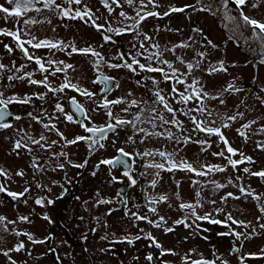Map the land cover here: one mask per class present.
<instances>
[{
  "label": "rangeland",
  "instance_id": "374dc122",
  "mask_svg": "<svg viewBox=\"0 0 264 264\" xmlns=\"http://www.w3.org/2000/svg\"><path fill=\"white\" fill-rule=\"evenodd\" d=\"M57 2L63 3L64 0H57ZM84 3L99 17L98 22L105 23L107 20L114 27L120 26L119 21L122 18L119 17V12L121 10L130 16L135 15L133 8L124 4L123 0H121L122 7L115 8L111 15L108 14L100 0H84ZM157 3L160 7L155 11L160 13L167 11L170 6L195 5L197 9L201 7L198 0H157ZM202 3L211 4L212 12L188 8L185 12L171 13L162 18H147L140 25L139 39H143V34H147L153 38L152 43H158L161 49L171 48L181 42L189 43L190 48H177L175 54L164 53L165 58L173 61L177 67L181 68V71L185 69L176 62L175 57L181 56L185 61H194L198 51L207 53L206 60L201 65L202 69L206 68L209 63L218 65L220 61L224 62L227 72L208 75L206 71L196 70L193 75L203 81L204 90L211 94H216L230 82H234L237 87L244 90L233 95L225 93V105H219L218 101H210L209 104L217 108L221 114L231 115L237 110L245 113L242 120L232 123L231 127L222 129V131L230 145L237 149L238 153L242 152L245 156H251L254 163L245 162L239 165L236 170L228 166L225 172L210 173L207 177H197L193 173L180 170L162 171L157 178L156 187L152 188L150 187V181L153 179L151 173L155 170L148 169L146 173L145 165L153 159L160 162L161 158L159 156L147 159L140 156L125 157L123 159L128 160L127 170L137 181L135 185H132L128 177L123 174L126 170L124 165L112 167L102 164L101 161L120 155L117 151L120 148L133 154L156 149L172 152L179 148L176 160H187L196 168L202 164L227 165L226 159L212 155L214 152L225 149V145L218 142L215 136L208 138L210 147H207L206 151H201V145L198 143L178 146L172 140L146 135L147 132L170 130L176 135L191 134L193 140L205 138L204 134L192 133L191 122L179 113L177 116L184 122L187 129L183 133L172 125L161 127L159 121H156L155 126L148 122L151 117L146 108L152 104L154 99L152 93L156 89L145 77L153 76L159 80V74L140 72L138 75H134L127 69H110L101 66L100 70L103 74L114 77L115 83L119 85L113 88L107 98L109 100L122 98L127 101V103L112 108L114 115L126 120H133L136 115L141 114L142 109L145 111L141 114V119L135 121V128L131 125H124L115 131H109L107 138L100 141L104 147L100 148L97 145L93 150L89 148L87 141H81L74 145L65 144L55 132H46L42 123H38L28 115L31 113L33 117H40L43 123H48L49 117H53L52 122L56 123L57 128L68 140L78 135H88L77 124L64 121L61 114L56 112L55 104L58 102L56 95L47 92V89L41 85H30L27 80L9 82L7 76L13 73L0 71V93H3V98L7 99L14 95L19 98L32 97L28 104H9L7 109L9 115L4 122L10 123L12 127L0 128V168L4 169L10 177L5 179L0 176V183H3L9 191L22 192L25 187L30 189L19 202L8 197L6 193H0V215L14 221H17L19 216H28L30 223L17 221L15 225H9V229L15 228L17 231L28 232L37 240L50 237L44 243L33 244L26 236L15 237L0 230V236L3 237V240L0 241V249L12 248L18 241L25 244V248L20 252L10 253L16 264H149L145 259L147 256L145 254H154L151 264H183V258L186 256H190L192 260L203 257L207 260H216V264H221L222 260H226L228 264H241V258L245 257L243 264H264V255L261 254L264 250V230H261L257 224L256 217L261 216L257 202L251 198H241L240 200L229 198L226 202H222L220 199L227 192L239 196L237 184L250 187L256 193H264V179L243 172L244 167H248L251 171L264 170V151L256 147L258 142L264 141V134L255 133V130L264 124V105L256 99L257 95L264 97V91H261L264 89V64L260 63V60L264 58V49L261 48L259 41L249 39L252 37L250 29L234 31L235 23L226 19L228 15L238 17L234 4L230 3L229 12L226 13L220 9L221 0H202ZM0 4H5V0H0ZM5 6L8 5L5 4ZM36 7L41 11L39 13L28 12L21 18L19 25L15 23L14 19L5 21L0 18V28L15 30L23 25V19L34 18L45 21L30 27L26 26L25 31L30 32V35L37 37L38 40L49 39L54 42L74 43L78 48L91 45L111 63L119 62L116 56L118 50L127 52L132 47L134 37L131 33L121 36L113 35L115 44L105 43L102 36L90 24L86 25L79 19H62L55 12L44 9L42 3H37ZM148 10H152L151 6ZM243 11L253 18L264 21V6L253 9L249 4L244 7ZM47 21H51V23ZM126 23H131V21ZM193 29H200L201 32H194ZM190 37L193 39H189ZM204 37L211 40L216 47L205 46ZM230 37L233 39H229ZM22 38L30 37L22 34ZM5 44L13 47L14 51L11 54L4 48ZM25 47H28L30 53L44 59L62 60L72 64L73 69H69L67 72L71 82L96 94L95 102H93L72 89H66L63 93L58 94L59 102L64 106L66 112L73 113L74 118L83 119L74 113L69 103V99L75 96L78 103L92 117L89 126L115 123L113 118L106 115L105 110L98 108V104L104 100V95L100 92L102 85L93 83L98 75L96 68L93 67L94 58L79 54L69 56L66 51L58 50H54L55 55H52L46 48L32 49L29 45H25ZM152 51L157 50L152 49ZM0 63L8 65L9 68H12L13 64L16 67L25 65L19 74L34 72L37 68L34 62L27 61L22 52L16 49L15 42H12L11 37L3 35H0ZM33 78L41 80L43 76L39 72H34ZM138 79L141 80L140 84L136 83ZM64 80V73H58L55 76L49 75V81L54 87H59L64 83ZM178 87L183 91V86ZM159 88L163 90V94L168 96L171 84L161 81ZM130 93L131 95H129ZM39 94H46L45 98L38 99ZM132 99L137 100V105L130 106ZM241 100L245 101L247 108L242 106L237 109L236 106L240 104ZM169 102L174 108L181 107L170 96ZM191 106L190 104L189 107ZM157 107L162 111V106L157 105ZM123 108H128V111H122ZM163 115L166 119H171L167 112H163ZM15 116L22 118L15 120ZM250 120H256L257 124L252 126L249 138L245 141L238 135L236 129L242 123ZM85 123L88 122L85 121ZM140 128L145 129V132H140ZM42 133L48 137L49 142L51 140L59 141L49 152L42 151L35 146L31 153L24 149L17 150L19 154L17 151H13L16 140L24 137L26 141L27 136L38 139ZM129 137L132 139L130 140ZM133 141L135 142L133 143ZM61 151L68 154L67 160L72 163L80 164L87 161L85 167H72L64 157L59 159L52 157L51 153ZM33 157L38 158L39 164L42 166L41 171H35L31 166ZM232 158L240 159V156L237 154ZM59 163L65 164L64 169L53 171V168ZM21 170L24 172L23 177L16 175V172ZM93 173L95 174L93 175ZM141 173L146 174L141 175ZM237 176L241 177L239 181H236ZM229 178L234 183L217 191H212L211 185L207 183L215 180L227 184ZM193 180H199L200 186L194 185ZM53 181L57 183L53 184ZM37 184L45 187L38 188ZM61 185L64 194L57 199L62 191ZM197 191H200L199 197L196 196ZM176 193H179L180 200L176 199ZM161 194L169 197L167 202L149 205L147 197ZM41 197L53 199L55 203L48 206L37 205L35 200ZM100 199L111 202L99 204L97 201ZM197 199L203 204L202 208H197L199 215L212 213V218L223 221L225 214L230 212L237 220L251 221L256 226L257 234L251 239L243 237L237 239L232 235H218V233L227 232L229 229L207 221H197L199 229H196L195 226L186 228L183 224H175L176 220L185 215V212L179 209V203L182 201L195 202ZM24 200H27V203H24ZM211 200H215L216 203H209ZM150 206L157 208L156 214L149 212ZM217 208H223V213H217L215 211ZM126 212L129 214L126 215ZM132 212L141 216L146 215L153 221H157L159 216H163L167 223L157 228L147 221L134 220L130 215ZM45 215L51 222L43 219ZM188 222L191 223V218ZM260 222L264 223V219ZM164 227H172L174 231L166 233L163 230ZM231 227L241 233L251 231L250 228L246 230L235 224ZM147 233H151L163 249H171L175 253L163 256L169 263H164L157 258L156 255L160 254L161 250L150 246L152 242L143 238ZM105 236L107 239H101ZM136 236H141V239H134ZM120 237H131L133 243L114 242ZM248 254L256 255L249 256ZM0 264H10V262L7 257L0 254Z\"/></svg>",
  "mask_w": 264,
  "mask_h": 264
},
{
  "label": "snow or ice",
  "instance_id": "6c2138e0",
  "mask_svg": "<svg viewBox=\"0 0 264 264\" xmlns=\"http://www.w3.org/2000/svg\"><path fill=\"white\" fill-rule=\"evenodd\" d=\"M37 3H42L43 8L49 11H53L59 17L76 20L79 19L83 21L86 25L90 24L97 33L102 36V39L105 43L115 44L113 40V35L121 36L125 34L131 33L134 37L132 47L129 51H117L116 56L119 62L111 63L105 59L104 56L101 55L100 52L96 51L91 45L83 48H78L74 43H65L63 41H51L49 39L38 40L37 37L30 35V32L25 31V27H30L31 25L43 23L45 21L37 20V19H23V25L17 27L15 30H10L7 28H0V35L11 37L15 42L16 49H19L23 56L29 62H34L37 65V68L34 72H39L43 79L36 80L33 78L34 72H24L21 73V70L25 67V65H21L16 67L15 64L12 65V68H9L8 65L4 63H0V71H9L13 74L7 76V80L9 82H13L15 80H27L30 85H41L47 89V92L56 95L58 98V102L55 104V110L57 113L61 114L64 121L77 124L80 128H82L85 133L88 135H78L75 138L68 140L63 132H61L56 123L52 122L53 117H49L48 123H43L40 117H33L31 113L28 115L35 119L38 123H42L43 129L48 132H55L61 140L64 141L67 145H74L81 141H87L90 149H93L98 145L100 148L104 147L103 141L107 138V134L109 131H115L118 127L124 125H131L134 128L136 127L135 121L141 119V114L145 111L141 110V114H138L134 117L133 120H126L123 118L116 117L112 111V108L116 105H121L127 103L126 100L122 98H117L113 100H109L107 98L108 94L113 90L114 87H118L119 85L115 83L114 77H110L104 75L100 70L101 66L110 68V69H127L134 75H138L140 72L143 73H155L159 74L160 79L157 80L153 76H147L145 79L151 81L153 87L156 89L153 93V102L150 106H147L146 111L150 115L151 119L148 121L149 123L155 126L156 121L160 122V126L164 125H172L179 132H186L184 122L181 121L177 113L183 115L191 122L192 128L191 132L196 134H204V139H192V135H176L170 130H166V132H147V136H160L167 140L174 141L178 146L181 144L188 143H198L201 145V151H206L207 147H210L209 139L212 136L217 137L218 142H222L225 145V149L214 152L212 155L219 156L223 159L227 160L226 166L220 165H211V164H202L199 168L193 166L192 163L187 160L181 159L179 161L176 160V154L179 151V148L174 149L172 152L162 149H156L154 151L149 150L142 153H129L126 152L123 148L117 149L118 155L113 159L102 160L101 163L105 165H110L112 167L124 165L126 170L124 171V175L128 177L129 182L132 185H135L137 181L132 178L130 172L127 170L128 160L123 159L125 157L131 158L133 156H140L145 159L149 157L159 156L161 158L160 162H156L154 159L150 162H147L145 165L146 173L148 169L155 170L151 175L153 179L150 181V187L155 188L158 183V177L162 171L174 172L177 170L186 171L189 173L195 174L197 177H207L210 173L217 172H225L226 168L230 166L233 170H236L239 165L247 163H254L251 156H245L244 153L239 152L238 150L233 148L227 138L224 136L222 129H227L232 126V123L242 120L244 118L245 113L243 111L237 110L234 114L227 115L221 114L217 108L212 107L209 102L210 101H218L219 105H225L226 100L224 98V94L228 95L238 94L244 91L242 88H239L235 85L234 82H230L226 87L218 91L216 94H211L208 91L204 90L203 81L193 75L196 70L206 71L208 75H213L218 72H227V67L225 66L223 61H220L218 65H213L209 63L206 68H201L202 63L206 60L207 53L206 51H198L196 52V59L194 61H185V59L181 56H176L175 60L179 63L185 70L181 71V68L177 67L173 61L165 58V52H172L175 54L177 48H190L191 45L187 42H181L177 45H173L171 48H163L158 43H152L153 38L148 36L147 34H143V39H139L140 33V25L143 21H145L149 17H158L162 18L164 16H169L171 13H182L185 12L188 8H193L194 10L212 12L211 4L202 3V0H198V3H201V7L199 9L196 8L195 5H185L184 7H176L170 6L167 11L160 13L155 11L156 8H159L160 5L157 3V0H123L124 4H127L129 7L133 8L135 11L134 16H130L127 12L121 10L119 12V17L122 19L119 21L120 26L114 27L111 22L107 20L105 23H100L99 17L95 15L91 8L88 7L84 0H64L63 3H58L57 0H5V4H0V18L8 21L10 19H14L17 25L20 24L21 18L26 16V14L30 11H36L39 13L41 11L40 8L36 7ZM100 3L104 8L107 9L109 15H111L115 8L122 7L121 0H100ZM230 3L235 5V8L238 12V17L236 15H228L226 19L235 23L234 31H239L240 29H250L252 32V37L249 39H254L260 42L261 48L264 49V21L253 18L243 11L244 7L249 5L251 8L256 9L261 6H264V0H221L220 9L224 12H229ZM76 6V7H73ZM149 6H151L152 10H148ZM215 14V13H212ZM127 21H131V23H126ZM51 23V21H47ZM171 30V29H169ZM194 32L200 33V29H193ZM23 35H28L30 38L23 39ZM193 39V38H189ZM229 39H233L230 37ZM205 46H211L215 48L216 46L212 43L211 40H207ZM25 45H29L32 49H48L52 55H55L54 50L58 51H66L67 55L71 56L73 54H79L84 56H90L93 59V67L96 68L98 75L93 80L94 84H100L102 87L100 88V92L104 95V100L102 103L98 104V108L105 110V113L108 117L113 118L115 123H107L104 126H96L91 124L92 117L91 115L85 111L84 107L78 103L75 96L69 99V103L73 106L74 113L79 114L80 118H74L73 113H69L65 111L64 106L59 102L58 94L63 93L66 89H72L78 92L81 96L88 98L90 101L95 102L96 94L89 91L88 89H82L77 84L71 82V80L67 76V72L69 69H73L72 64L65 63L62 60L55 59H44L42 57L36 56L34 53H30L28 47ZM147 45V46H146ZM4 48L6 51L11 54L14 49L12 46L5 44ZM152 49H156L157 51H152ZM144 62H141V61ZM260 63L264 64V58L260 60ZM47 65V66H46ZM54 69V70H53ZM14 70V71H13ZM58 73L65 74L64 83L60 84L59 87H54L49 81V75L55 76ZM190 80V82H189ZM161 81L169 82L171 84V91L168 96L163 94V90L159 88V84ZM137 84L141 83V80L136 81ZM178 86H183V91L180 90ZM264 91V89H261ZM46 94H39L37 96L38 99H44ZM131 95V93L129 94ZM169 96L176 104L181 105L179 108H174L172 103L169 102ZM256 99L264 105V97L259 95L256 96ZM32 100V97L25 96L24 98H19L17 96H12L10 98H3V93H0V128H10L12 125L10 123L4 122L8 117L9 113L7 111L8 105L12 103H20V104H28ZM137 100L132 99L130 101V106L137 105ZM192 105L189 107V105ZM157 105L162 106V111ZM247 108L244 100L240 101L236 107L240 109L241 107ZM122 111L127 112L128 108H123ZM163 112H167L171 119H166L163 115ZM55 115V114H54ZM22 117L15 116V120H20ZM87 121L88 123H85ZM219 121V123H217ZM257 124L256 120H250L246 123H242L239 128L236 129L238 135L243 138L245 141L249 138V132L252 130V126ZM140 132H145V129L140 128ZM255 133L264 134V124H261L255 130ZM27 135V134H26ZM131 140L132 138L129 137ZM135 141H133L134 143ZM59 141L51 140L49 142L48 137L45 134H41L39 138H35L32 136H27V140L25 141L24 137L16 140L14 143L13 151H17L20 149H24L27 152L31 153L35 148H38L42 151L49 152L54 145H57ZM256 147L261 151H264V141L258 142ZM227 153L228 155H226ZM17 154L18 151H17ZM240 156V159H233L232 157L236 155ZM52 157L55 159H59L60 157H64L67 160L66 152L59 153H51ZM72 167L83 168L85 167L84 163L75 164L70 160H67ZM35 171H41V165L39 164L38 158H32V165ZM65 164L59 163L54 168L53 171L57 169H64ZM99 167V165H97ZM243 172L264 179V170L260 171H251L248 167L243 168ZM146 173H141L144 175ZM95 173H93L94 175ZM17 176H24V172L17 171ZM0 176H3L5 179H9L8 173L0 168ZM113 179H115L113 177ZM241 177L237 176L236 181H239ZM56 181H53V184H56ZM192 183L194 185L200 186L201 182L199 180H193ZM211 185L212 191H217L219 189L226 188L228 185L234 183V181L229 178L227 184L219 183L215 180H211L207 182ZM179 184V182H177ZM239 189L240 195L236 196L232 192H227L220 199L222 202H226L229 198L234 200H240L251 198L252 200L257 202L258 210L261 213V216L256 217L257 224L261 230H264V223L260 221L264 219V193H256L255 190L250 187H246L244 185H236ZM38 188H44V185L37 184ZM61 193L57 196V199L61 198L64 194L63 186L61 185ZM30 191L28 187H25L22 192H13L9 191L3 183H0V193H6L8 197H11L13 200L19 202L21 198L25 197V195ZM51 191V189H48ZM99 195V194H97ZM176 199L180 200L179 193H176ZM196 196H200V191L196 192ZM169 197L167 195H158V196H149L147 197L149 205H156L159 203L167 202ZM111 201L100 199L97 201L99 204L110 203ZM24 203H27V200H24ZM35 203L40 206H48L55 203L53 199H46L44 197L38 198L35 200ZM126 203V201H125ZM209 203L215 204V200L209 201ZM179 209L185 212L184 217L176 220L174 223L179 225L183 224L186 228H192L195 226L196 229H199V224L197 221H207L211 224L223 225L227 227L229 230L227 232L218 233L220 236H235L237 239L243 237L244 239H251L252 236L256 235V226L252 224L251 221H243L237 220L233 217L232 213H226L225 219L219 220L212 218V213H205L204 215H199L197 213V208H202L203 204L197 199L195 202H180L178 205ZM217 213H223V208L215 209ZM149 212L156 214L157 208L155 206L149 207ZM110 214V213H109ZM129 213L126 212V215ZM131 217L134 220L147 221L150 224H153L154 227H161L166 224L165 217L159 216L157 221L150 220L148 216H141L138 213L132 212L130 213ZM191 218V223H189V219ZM45 220H49V217L45 215L43 217ZM99 221V218H97ZM19 222H28V216H19L17 218ZM17 221L8 220L7 217L0 215V230L4 232H8L15 237H19L21 235L26 236L27 239L33 244L44 243L46 240L50 239V237H45L44 240H37L33 237L32 234L28 232L17 231L15 228L9 229V225H15ZM49 222H51L49 220ZM237 225V227H243L246 230L251 229L250 232L245 231L244 233L237 232L235 229L231 227V225ZM107 226V225H105ZM166 233L173 232L174 228L172 227H164L163 229ZM95 231V229H93ZM207 231V229H204ZM145 239H149L152 243L150 246L160 249V255L164 256L166 254H175L171 249H163L159 242L156 241L155 237L151 235V233H147L144 235ZM101 239H107V237H101ZM134 239H141V236H136ZM206 239V237H205ZM3 240V237L0 236V241ZM127 242L129 244L133 243V238L131 237H120L114 242ZM25 248V244L22 241H18L12 248L8 249H0V254L7 257L10 264H16V261L12 259L10 253L11 252H20ZM262 255H264V250H262ZM249 256H255L256 254H248ZM145 259L151 264L153 260V256L148 254ZM219 259V257H217ZM245 257L241 258V264H243V260ZM183 264H216V260H207L204 258L192 260L190 256H186L183 258ZM221 264H228L226 260H222Z\"/></svg>",
  "mask_w": 264,
  "mask_h": 264
},
{
  "label": "trees",
  "instance_id": "16d2710c",
  "mask_svg": "<svg viewBox=\"0 0 264 264\" xmlns=\"http://www.w3.org/2000/svg\"><path fill=\"white\" fill-rule=\"evenodd\" d=\"M14 192V191H13ZM54 255H57V254H54ZM145 255H148V254H145ZM152 256L154 255V254H151ZM157 256V258L160 260V261H162V262H164V263H169L168 261H166L164 258H163V256H161L160 254H157L156 255ZM204 258V257H203ZM199 259H201V258H199ZM205 259V258H204Z\"/></svg>",
  "mask_w": 264,
  "mask_h": 264
},
{
  "label": "water",
  "instance_id": "95a60500",
  "mask_svg": "<svg viewBox=\"0 0 264 264\" xmlns=\"http://www.w3.org/2000/svg\"><path fill=\"white\" fill-rule=\"evenodd\" d=\"M71 108H72V110L74 111V109H73V106L71 105ZM78 115V117H79V114H77Z\"/></svg>",
  "mask_w": 264,
  "mask_h": 264
},
{
  "label": "flooded vegetation",
  "instance_id": "af4514ba",
  "mask_svg": "<svg viewBox=\"0 0 264 264\" xmlns=\"http://www.w3.org/2000/svg\"><path fill=\"white\" fill-rule=\"evenodd\" d=\"M12 39V38H11ZM12 42L14 43V41L12 40Z\"/></svg>",
  "mask_w": 264,
  "mask_h": 264
}]
</instances>
